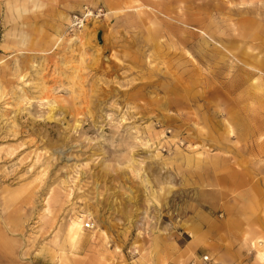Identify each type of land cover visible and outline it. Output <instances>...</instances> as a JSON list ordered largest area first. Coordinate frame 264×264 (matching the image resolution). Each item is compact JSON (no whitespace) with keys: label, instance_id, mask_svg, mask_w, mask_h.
<instances>
[{"label":"rangeland","instance_id":"374dc122","mask_svg":"<svg viewBox=\"0 0 264 264\" xmlns=\"http://www.w3.org/2000/svg\"><path fill=\"white\" fill-rule=\"evenodd\" d=\"M70 263L264 264V0H0V264Z\"/></svg>","mask_w":264,"mask_h":264},{"label":"crops","instance_id":"0c3cea01","mask_svg":"<svg viewBox=\"0 0 264 264\" xmlns=\"http://www.w3.org/2000/svg\"><path fill=\"white\" fill-rule=\"evenodd\" d=\"M79 228H80V227H79ZM79 228H78V230H79ZM75 230H76V229H74V230H73V233H72V238H73L74 240H76V238H77V236H78V233H77L78 230H76V231H75ZM79 239H80V238H79ZM79 239L76 240V243L79 242V241H78ZM259 257H261V255H260ZM207 258H208V257H207ZM71 263H72V262H71ZM71 263H70V264H71Z\"/></svg>","mask_w":264,"mask_h":264},{"label":"built area","instance_id":"2783aa9c","mask_svg":"<svg viewBox=\"0 0 264 264\" xmlns=\"http://www.w3.org/2000/svg\"><path fill=\"white\" fill-rule=\"evenodd\" d=\"M94 224H92L91 222H88L86 225H85V227L86 228H93L94 226H93Z\"/></svg>","mask_w":264,"mask_h":264},{"label":"bare ground","instance_id":"6f19581e","mask_svg":"<svg viewBox=\"0 0 264 264\" xmlns=\"http://www.w3.org/2000/svg\"><path fill=\"white\" fill-rule=\"evenodd\" d=\"M85 224H87V223H85ZM94 226V225H93ZM74 227V226H73ZM73 227H72V230H73ZM75 228V227H74ZM78 228H79V226H78ZM204 259H208L207 257H205Z\"/></svg>","mask_w":264,"mask_h":264}]
</instances>
